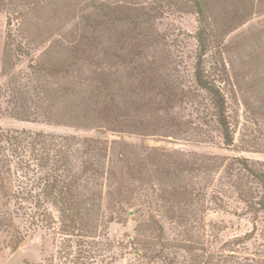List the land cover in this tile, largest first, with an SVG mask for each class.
<instances>
[{
  "label": "rangeland",
  "instance_id": "1",
  "mask_svg": "<svg viewBox=\"0 0 264 264\" xmlns=\"http://www.w3.org/2000/svg\"><path fill=\"white\" fill-rule=\"evenodd\" d=\"M55 1L64 5L62 14L29 15L17 31L16 25L7 27V11L0 12V129L104 141L105 174L102 171L92 175L94 192L102 194L103 217L91 245L95 256L91 263L224 264L219 259L227 254V244L249 235L250 240L232 245L235 258L241 263L264 264V212L257 223L252 221L254 215L248 213V206L239 197L246 194L239 190V184L249 185L250 175L237 163L239 157H245L251 165L264 166V0H253L252 12L244 13L245 21L243 16L238 17L225 35L221 24L213 20L217 11L207 12L212 46L204 66L224 93L226 116L234 138L231 145L223 138L211 95L195 80L199 30L196 13L156 10L153 19L140 25L139 35H131L127 27L117 31L98 28L92 34L87 26L88 15L89 20L99 18L92 2L103 0ZM130 1L142 12V5L152 0ZM233 8L241 13L228 5L231 18ZM9 31L13 40L10 47H19L20 42L25 47V52H14L10 73L15 76H34L32 64L48 56L50 47H106L113 53L133 46L141 51L143 56L128 61V66L100 52L94 61L99 65L85 62L81 71L87 78H94L95 68H99L101 74L115 73L130 85L141 82L150 89L142 98L131 93L127 98L133 106H146L133 108L131 118L137 126L132 122L131 128L125 126L119 132L116 123L103 120L99 124L102 114L108 115L109 104L104 96L94 98L96 120L87 127L13 118L5 111L9 96L2 95L8 79L2 74V58ZM129 35L133 41L130 39L128 46L125 38ZM77 77L71 71L54 82L78 84ZM88 87L85 92L93 94ZM165 87L169 89L166 94L171 93L173 99L169 107L162 96ZM108 116L111 120V114ZM125 145L160 154L158 160L166 159L161 153L171 155L165 170L151 165L145 190L138 192V183L127 176L123 162L117 159L128 148ZM198 158L206 165L200 171L194 170L193 162ZM178 162L185 171L174 172L173 163ZM169 170L171 173L166 174ZM51 211L57 220L53 226L34 227L35 223L45 222L15 218L12 227L0 232V264H62L64 236L57 213L53 208Z\"/></svg>",
  "mask_w": 264,
  "mask_h": 264
},
{
  "label": "trees",
  "instance_id": "2",
  "mask_svg": "<svg viewBox=\"0 0 264 264\" xmlns=\"http://www.w3.org/2000/svg\"><path fill=\"white\" fill-rule=\"evenodd\" d=\"M116 1L114 3L108 0L92 2L99 18L89 20L88 15L87 26L90 27V33L94 34L98 28L117 31L119 27H127L131 35L136 33L139 35L138 31L142 24L153 19L156 10H161L162 13L169 10L197 14L199 30L196 36L198 51L194 67L195 80L201 89L211 95L223 138L228 145H231L234 138L226 116L224 93L216 79L208 74L204 66L205 56L212 46L207 12L217 11L213 20L216 24H221L222 35H225L238 17L243 16V22L245 21V14L249 15L252 12L253 0H152L142 5L144 6L142 12L137 11L135 4L129 3L130 0ZM228 5L240 9L241 13L233 8L234 16L231 18L228 16L230 14L227 10ZM63 8L64 5L55 0H0V12L7 11V27L16 25V31L22 29L29 15L33 17L49 12L62 14ZM229 18L231 20H228ZM7 35L3 50L2 74L8 76V79L3 87L2 95L9 96L5 111L13 118L58 125L68 122L67 124L87 127L89 122L96 120L94 98L104 96L108 100L107 112L108 115L111 114V120H108L109 116L105 113V117L102 114V118H99V124L104 121L116 123L119 132L124 131L125 126L131 128L132 122L133 126L136 125L134 123L136 121L131 118L133 108L137 110L146 106L139 107V104L133 106L127 98L131 94L142 98L150 89L141 82L130 85L129 81L126 83L115 73L101 74L97 70L99 68H95V76L89 77L91 79L89 83L90 79L81 71L86 63L94 64L95 59L100 57V52L105 57L110 59L114 57L128 66V61L143 56L141 51H137L133 46L128 49L122 47V51L113 53L106 47H87L88 49L50 47L48 56L45 55L36 63L33 62L31 69L34 76L32 74L15 76L10 73L14 64V52H25V47H22V42L19 43V47H10L13 41L10 37L11 32L9 31ZM25 39L29 42L27 37ZM130 39L133 41V36L129 35L125 38L128 46ZM147 42L152 44L150 40ZM71 71L79 76L78 84L54 82L58 78H65V75ZM87 85L91 92L94 91L93 94H89L90 96L88 91L85 92ZM165 85L167 87V84ZM166 87L162 91L164 95H161L165 98V105L169 107L173 99L171 93L166 94L169 90ZM78 93H82V96L77 95ZM125 146L128 148H124L120 153L121 157L117 159L123 162L127 176L138 183V192L145 190L144 184H147V179L148 181L150 179L148 170L151 165L154 168L162 166L165 170L169 162L167 159L171 155L161 153L166 158L163 161L161 158L158 160L160 154L138 150L135 145ZM104 152V141L99 139H81L76 135H53L42 131L0 129V232L12 227L15 218H21L30 223L34 219L45 222L35 223L34 227L53 226L57 221L55 214L51 211L53 208L58 215L61 234L64 236L62 264H86L87 261L89 264H94L91 263L95 260L91 245H93L92 242L95 243V238L98 236L103 209L102 194L98 191L94 192L92 175L97 176L102 171L105 174ZM193 163L196 165L194 170L198 171L206 166L199 158ZM237 163L250 175L249 185L241 187L242 185L239 184V190L246 193L239 194V197L248 206V213L254 215L251 217L252 221L257 223L260 213L264 212V166L260 167L253 163L251 165L245 157H239ZM173 166H176L174 172L185 171L179 162L177 165L173 163ZM99 167L101 170L98 172ZM169 172L171 173L170 170L165 173ZM141 195L146 196V193ZM252 199L255 200L252 201ZM248 236L246 235L244 240L239 238L228 243L225 248L228 252L226 251L225 257H221L219 261L224 264H252L249 261L241 263L235 258L236 251L232 248L233 244H242L250 240ZM254 260L252 258L251 261Z\"/></svg>",
  "mask_w": 264,
  "mask_h": 264
}]
</instances>
